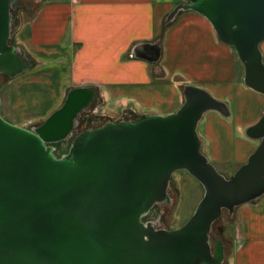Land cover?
Listing matches in <instances>:
<instances>
[{
  "label": "water",
  "instance_id": "water-1",
  "mask_svg": "<svg viewBox=\"0 0 264 264\" xmlns=\"http://www.w3.org/2000/svg\"><path fill=\"white\" fill-rule=\"evenodd\" d=\"M16 3L0 0V74L9 79L30 66L9 42ZM187 11L210 23L242 65L243 85L264 97V0H186L165 26ZM134 54L156 62L160 46L144 44ZM95 99L91 87L72 88L30 129L0 113V264H222V242L211 247L212 225L224 210L232 214L264 195V113L244 131L256 148L228 177L202 152L197 132L207 112L228 119V105L193 85L184 86L175 112L81 131L56 158L54 145ZM176 171L192 176L203 196L181 227L155 229L142 218L155 204L169 203Z\"/></svg>",
  "mask_w": 264,
  "mask_h": 264
},
{
  "label": "crops",
  "instance_id": "crops-1",
  "mask_svg": "<svg viewBox=\"0 0 264 264\" xmlns=\"http://www.w3.org/2000/svg\"><path fill=\"white\" fill-rule=\"evenodd\" d=\"M33 1L32 11L19 9L14 29L15 46L30 66L4 85V102L0 93L7 122L39 125L76 87L93 88L97 105L120 110L115 119L121 120L112 122L168 115L181 106L184 86L193 85L230 112L228 119L216 112L202 117L198 135L208 160L229 176L254 151L258 142L244 131L264 113V97L243 85L234 50L204 17L182 12L165 26L183 0ZM144 44H159L156 62L135 57ZM260 50L264 62V41ZM232 219L227 264H264V195L237 207Z\"/></svg>",
  "mask_w": 264,
  "mask_h": 264
},
{
  "label": "rangeland",
  "instance_id": "rangeland-1",
  "mask_svg": "<svg viewBox=\"0 0 264 264\" xmlns=\"http://www.w3.org/2000/svg\"><path fill=\"white\" fill-rule=\"evenodd\" d=\"M184 1L186 0H183V2ZM35 4L36 3H34L33 0H17L16 5L29 8L32 11V9H34L35 7ZM17 7L18 6H13L12 17L14 18V20L11 27L12 33L9 41L10 44L14 46L15 42L13 30L15 29L18 22L17 16L19 11ZM9 81L10 79L7 77V75L0 74V93L3 97V102L5 97L4 95H6V88L4 85H6ZM97 103L98 101L95 99L89 105V107L80 114L78 126L74 128V130L66 140L54 145V155L56 158H59L67 153L71 141L79 132L85 131V129H94L95 127L103 125L104 122L107 123V121L111 122L119 121V119L121 120V118L115 119L116 117H118L120 110L117 109L115 111H109L106 104L97 105ZM4 111H1L0 113L2 118L5 120L6 114L4 113ZM129 118L131 119V117ZM203 122H205L204 118L200 120L197 126V132L200 128H202ZM34 127H36V125ZM214 167L220 174L222 173V171H224V169L220 168L219 166ZM230 171L232 170H227V172ZM167 194L169 197V203L162 202L155 204L149 211V213H147L142 218L143 223H151L155 227V229L164 230H173L181 227L193 214L197 204L203 196V188L187 172L176 171L175 173H173L169 181ZM232 220V214H229L226 210H224L220 218L212 225L210 232V242L212 243L213 241L219 239L226 250V256L222 264H227V256L230 253Z\"/></svg>",
  "mask_w": 264,
  "mask_h": 264
},
{
  "label": "flooded vegetation",
  "instance_id": "flooded-vegetation-1",
  "mask_svg": "<svg viewBox=\"0 0 264 264\" xmlns=\"http://www.w3.org/2000/svg\"><path fill=\"white\" fill-rule=\"evenodd\" d=\"M17 4V3H16ZM14 6H18L17 8L18 9H20L21 8V6L20 5H14ZM125 121H131L130 120V118L129 117H125ZM154 227V226H153ZM155 228V227H154ZM219 240V239H218ZM218 240H216V241H213L212 243H211V247H212V250H213V248H214V245H215V243L218 241Z\"/></svg>",
  "mask_w": 264,
  "mask_h": 264
},
{
  "label": "trees",
  "instance_id": "trees-1",
  "mask_svg": "<svg viewBox=\"0 0 264 264\" xmlns=\"http://www.w3.org/2000/svg\"><path fill=\"white\" fill-rule=\"evenodd\" d=\"M138 119H136V121H137ZM107 122H109V121H107ZM106 122H104V124H105ZM99 127V126H98ZM96 128V127H95ZM85 130H88V129H85Z\"/></svg>",
  "mask_w": 264,
  "mask_h": 264
}]
</instances>
